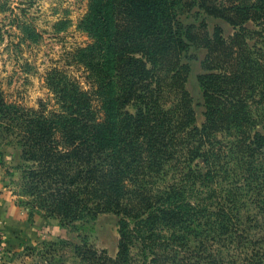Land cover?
Listing matches in <instances>:
<instances>
[{
  "label": "trees",
  "instance_id": "trees-1",
  "mask_svg": "<svg viewBox=\"0 0 264 264\" xmlns=\"http://www.w3.org/2000/svg\"><path fill=\"white\" fill-rule=\"evenodd\" d=\"M193 9L198 22L185 24L181 15ZM204 15L233 34L221 26L211 34ZM84 25L94 43L73 57L87 66L91 90L51 74L59 107L40 102L31 115L0 92V127L23 126L21 195L32 197L31 220L42 213L74 230L119 216L114 257L88 242H60L72 246L75 264H264V0H92ZM193 47L207 50L197 75L201 126L186 87ZM178 173L181 182L170 183ZM231 174L240 180L228 182ZM198 183L210 198L221 195L217 210L185 199ZM245 192L262 229L250 244L234 228ZM215 239L242 250L221 262L208 247ZM57 251L38 250L37 264H54Z\"/></svg>",
  "mask_w": 264,
  "mask_h": 264
},
{
  "label": "rangeland",
  "instance_id": "rangeland-1",
  "mask_svg": "<svg viewBox=\"0 0 264 264\" xmlns=\"http://www.w3.org/2000/svg\"><path fill=\"white\" fill-rule=\"evenodd\" d=\"M92 0H0V92L8 105L29 110H38L40 102L49 109H58L54 90L49 85L51 74L63 75L75 79L84 90H91L93 79L87 66L74 61L73 55L86 51L94 43L92 33L85 27L84 20L90 11ZM193 9L181 15L185 24L198 22L194 18ZM208 31L212 34L216 26H221L225 37L233 34V27L225 20L204 15ZM248 27L254 28L252 22ZM252 43V42H251ZM189 54L196 59L184 58L191 63V71L186 84L193 98L196 114V125L201 126L205 120L204 100L197 75L204 72L202 62L206 57V49L191 48ZM169 103L166 107L172 106ZM1 124V123H0ZM16 123L6 131L0 127V169L3 171L5 188L11 192L18 207L25 211V228H3L0 224V264H37L40 258L38 250L57 249L52 259L54 264H75L72 246L62 245V240L73 244L88 242L98 249H106L111 256L118 251L119 216L105 213L92 222L77 225V229L63 228L54 218L43 219L42 228H27L34 225V217H29L32 197L23 194V175L19 169L28 165L22 159L23 147L17 139L22 127ZM261 128V127H260ZM262 132L264 130L261 129ZM201 165L204 163L198 160ZM240 180L239 177H229L228 182ZM180 173L174 175L170 183H180ZM241 184V183H239ZM219 189V187L216 186ZM209 186L204 184H188L185 199L193 202L198 210H217L216 205L221 198L208 196ZM247 194V195H246ZM241 202V213L235 218L234 228L238 232L245 230L248 239L255 234L261 236L262 229L255 226V218L260 216L254 197L245 192ZM36 215V214H35ZM52 219V220H51ZM252 225V226H249ZM255 226V227H254ZM169 236V231H164ZM217 238V237H214ZM213 238V239H214ZM209 242V249L220 253L221 262H230L233 252L242 250L231 240L215 239ZM51 244H57L55 245ZM248 246V245H247ZM50 247V248H49ZM55 254V253H54ZM44 264H46L44 262ZM228 264V263H227Z\"/></svg>",
  "mask_w": 264,
  "mask_h": 264
},
{
  "label": "crops",
  "instance_id": "crops-1",
  "mask_svg": "<svg viewBox=\"0 0 264 264\" xmlns=\"http://www.w3.org/2000/svg\"><path fill=\"white\" fill-rule=\"evenodd\" d=\"M2 173L0 169V224L3 228H25V211L16 205L11 192L5 188ZM42 222V217L36 214L34 225L27 228H42Z\"/></svg>",
  "mask_w": 264,
  "mask_h": 264
}]
</instances>
